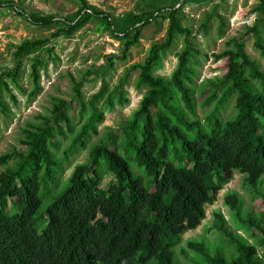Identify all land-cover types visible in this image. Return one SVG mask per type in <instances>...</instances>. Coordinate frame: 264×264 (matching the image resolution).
I'll use <instances>...</instances> for the list:
<instances>
[{"label": "trees", "instance_id": "1", "mask_svg": "<svg viewBox=\"0 0 264 264\" xmlns=\"http://www.w3.org/2000/svg\"><path fill=\"white\" fill-rule=\"evenodd\" d=\"M73 1L76 10L61 19L37 12L25 15L28 24L53 31L12 46V68L0 73V116L9 114L8 102L16 103L11 90H20L25 62L32 86L29 98L40 91L43 53L53 55L50 40L69 38L92 23L94 31L118 42L120 56L107 57L100 72L88 71L78 81L71 77L70 99L54 98L48 117L26 124L17 147L0 155V264H176L173 248L180 236L199 225L204 206L213 202L232 173L243 175L253 188L264 175V70L244 51L251 39L264 62V0H255L252 24L212 54L223 60V72L208 82L210 91L201 86L195 90L200 52L179 12L187 3L211 0L149 2L121 17L85 0ZM212 17L219 21L221 35L225 24L214 7L199 28L206 32ZM157 21H166L161 41L129 67L137 73L135 86L143 89L136 111L120 129L108 130L91 143L87 160L58 185L62 165L96 135L103 111L113 109L114 101L124 102L118 88L107 91L106 70L115 59L124 61L139 43L141 29ZM178 38L183 47L174 53L169 77L154 75ZM99 75L98 90L84 99L83 81ZM198 105L205 109L201 117ZM59 142L66 146L59 150ZM105 173L108 178L101 186ZM223 203L238 228L258 231L257 246L264 247V215L241 218V202L233 194L225 195ZM212 227L228 239L232 253L208 252L201 243L188 242L186 249L197 264H264L256 246L230 231L220 213L213 214Z\"/></svg>", "mask_w": 264, "mask_h": 264}, {"label": "rangeland", "instance_id": "2", "mask_svg": "<svg viewBox=\"0 0 264 264\" xmlns=\"http://www.w3.org/2000/svg\"><path fill=\"white\" fill-rule=\"evenodd\" d=\"M89 5L110 14L113 17H121L124 13L138 12L145 4L151 2L156 5H167L170 0H85ZM255 0H211L209 3H187L179 16H182V24L191 29L193 45L200 52L196 75L193 78L195 90L202 87L210 91L209 81H215L223 72V60H215L212 54H218L225 49V42L231 38H238L245 27L253 21L251 9ZM0 73L12 68L11 50L13 45L19 44L24 39L47 37L53 29L39 28L26 22L25 15L29 12H37L40 15H50L55 19H61L74 13L77 8L73 0H0ZM214 7L224 22L222 34L219 35V21L212 17L207 22L206 32L199 28L205 14L211 12ZM23 12V15L17 13ZM166 21L149 23L140 32L139 43L132 47L124 61L114 60L111 69L106 70L105 83L107 91L122 92L124 102L115 105L111 110L103 111V118L96 125V135L84 148L79 150L62 165V171L57 177V184H64L73 167L87 160V151L91 143L105 135L108 130H118L126 123L136 111L143 89L135 86L137 73L130 71L133 63L141 62L145 57L147 48L153 43L160 42ZM183 40L178 38L172 50L161 60V66L154 71V75L168 78L175 67L176 58L174 53L181 50ZM48 46L53 47V55L49 58L43 53L45 66L40 70V91L29 98L32 86L28 79V64L25 62L23 72L18 80L20 90L12 88V94L16 99L15 104L8 102L9 114L6 118L0 116V155L11 152L17 147L21 130L26 124L36 125L41 118H47L49 109L54 98L68 101L71 97V77L80 80L86 72H100L99 69L106 65L107 57H119V44L106 33L94 31L92 23L84 25L69 38H57L50 40ZM244 51L255 59L260 68L264 70V62L252 46L251 39L244 43ZM52 58H56L53 60ZM101 75L91 77L83 81L80 91L84 99L98 90ZM200 91V89H199ZM198 91V92H199ZM205 92V91H204ZM211 106V104L209 105ZM205 109L196 107L197 116L201 117ZM70 115L73 111L69 112ZM78 127L74 128L76 132ZM66 146L65 142H59V150ZM130 169L142 176L140 169L130 164ZM101 186L106 182L108 174L101 176ZM145 182V179L143 178ZM59 191V189L57 190ZM228 194L235 195L241 202V218L250 216L259 219L264 215V175L259 178L255 188L250 187L244 180V176L233 172L232 177L217 191L211 204L204 206V217L199 225L184 232L180 241L173 248L174 261L176 264H197L193 252L186 249V244L201 243L203 248L212 252L220 251L224 255L232 253L227 245V238L216 233L212 227L213 214L220 213L224 224L235 235L244 238L256 246L257 254L264 260V247L257 246L260 235L257 230L238 228L237 221L232 212L223 203V197ZM45 204V203H44Z\"/></svg>", "mask_w": 264, "mask_h": 264}]
</instances>
